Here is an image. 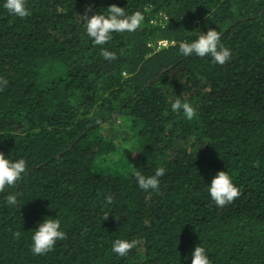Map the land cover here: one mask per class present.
<instances>
[{"label":"trees","instance_id":"16d2710c","mask_svg":"<svg viewBox=\"0 0 264 264\" xmlns=\"http://www.w3.org/2000/svg\"><path fill=\"white\" fill-rule=\"evenodd\" d=\"M3 3L0 152L28 171L0 193V264H191L195 246L211 264H264V0H26L25 18ZM111 4L144 20L94 45L82 16ZM209 28L224 65L179 54ZM177 98L192 121L171 110ZM116 121L120 137L101 131ZM158 167L159 190L140 189L134 173ZM218 171L241 190L223 208L206 187ZM44 219L67 238L34 255ZM117 239L138 243L121 257Z\"/></svg>","mask_w":264,"mask_h":264},{"label":"clouds","instance_id":"9594fccd","mask_svg":"<svg viewBox=\"0 0 264 264\" xmlns=\"http://www.w3.org/2000/svg\"><path fill=\"white\" fill-rule=\"evenodd\" d=\"M3 8L11 15L25 18L31 15L26 7V0H4ZM90 8L85 9L82 16L83 26L87 35L91 38L94 45H103L112 39V33L134 32L144 20L141 12L136 11L131 15H126L125 9L111 4L107 8V16L102 13H96L91 16L87 15ZM221 34L215 29L209 28L206 33H202L192 42L181 41L178 45L179 54L184 57L195 55L197 57L210 56L214 63L224 65L230 58L231 52L220 42ZM104 59L112 61L117 59L114 52L106 49L101 51ZM8 80L0 77V90L7 87ZM171 110L173 112H181L188 121H192L197 115L196 109L189 102H182L179 98L171 102ZM28 171L25 160L18 159L10 161L3 152H0V193L4 192L7 187L17 186V182L22 180L23 175ZM165 169L158 167L154 175L145 176L139 171L134 173L135 180L140 189L159 190V177L163 176ZM208 194L212 202L218 207L223 208L232 204L241 195V190L235 186L231 177L226 171H218L213 176L209 185L206 186ZM108 203H112V196L105 197ZM9 205L19 207L17 196L9 194L6 197ZM105 214L102 219H107ZM19 238V233L14 234ZM67 238V234L61 230V221L59 219H44L34 230L31 236V252L34 255L43 256L52 251L57 241ZM137 241L117 239L113 242L112 251L117 255L124 257L133 248L137 246ZM191 264H211L205 249L195 246L191 253Z\"/></svg>","mask_w":264,"mask_h":264},{"label":"rangeland","instance_id":"374dc122","mask_svg":"<svg viewBox=\"0 0 264 264\" xmlns=\"http://www.w3.org/2000/svg\"><path fill=\"white\" fill-rule=\"evenodd\" d=\"M101 131L112 138H118L123 134V130L118 128L117 121L104 124Z\"/></svg>","mask_w":264,"mask_h":264},{"label":"built area","instance_id":"2783aa9c","mask_svg":"<svg viewBox=\"0 0 264 264\" xmlns=\"http://www.w3.org/2000/svg\"><path fill=\"white\" fill-rule=\"evenodd\" d=\"M167 42L166 41H160L158 42V46H166Z\"/></svg>","mask_w":264,"mask_h":264}]
</instances>
